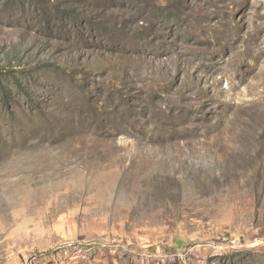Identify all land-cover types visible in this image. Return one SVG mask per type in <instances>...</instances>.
<instances>
[{
	"label": "rangeland",
	"instance_id": "1",
	"mask_svg": "<svg viewBox=\"0 0 264 264\" xmlns=\"http://www.w3.org/2000/svg\"><path fill=\"white\" fill-rule=\"evenodd\" d=\"M52 1L0 0V264H264V0Z\"/></svg>",
	"mask_w": 264,
	"mask_h": 264
},
{
	"label": "built area",
	"instance_id": "2",
	"mask_svg": "<svg viewBox=\"0 0 264 264\" xmlns=\"http://www.w3.org/2000/svg\"><path fill=\"white\" fill-rule=\"evenodd\" d=\"M223 244H228L229 246H240L237 239H231V238H223L222 239ZM252 247L256 248H264V234H262L260 237L254 238L250 243Z\"/></svg>",
	"mask_w": 264,
	"mask_h": 264
},
{
	"label": "trees",
	"instance_id": "3",
	"mask_svg": "<svg viewBox=\"0 0 264 264\" xmlns=\"http://www.w3.org/2000/svg\"><path fill=\"white\" fill-rule=\"evenodd\" d=\"M39 2H40V4L41 5H43V7H49V5L50 6H54L55 8H57L58 9V7L56 6V4L54 3V1H52V0H39ZM56 11H58V12H61V11H59V10H56ZM67 16H70V17H74L75 16V11H67Z\"/></svg>",
	"mask_w": 264,
	"mask_h": 264
},
{
	"label": "bare ground",
	"instance_id": "4",
	"mask_svg": "<svg viewBox=\"0 0 264 264\" xmlns=\"http://www.w3.org/2000/svg\"><path fill=\"white\" fill-rule=\"evenodd\" d=\"M262 36L264 37V34H262ZM224 78H226V79H227V81H230V82H229V84H230V83H232V81L229 79V77H228V76H225ZM232 86H234V85H232ZM234 88H235V87H234ZM230 89H231V88H230Z\"/></svg>",
	"mask_w": 264,
	"mask_h": 264
}]
</instances>
